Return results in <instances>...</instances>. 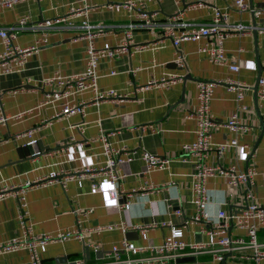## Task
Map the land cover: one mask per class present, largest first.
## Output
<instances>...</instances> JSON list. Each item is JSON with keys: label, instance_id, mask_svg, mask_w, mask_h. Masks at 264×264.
Listing matches in <instances>:
<instances>
[{"label": "crops", "instance_id": "obj_1", "mask_svg": "<svg viewBox=\"0 0 264 264\" xmlns=\"http://www.w3.org/2000/svg\"><path fill=\"white\" fill-rule=\"evenodd\" d=\"M124 1L24 0L11 7L0 8V28H3L23 15H28V22L33 23L65 15L72 5L97 4L87 11V15H68L50 28L27 27L15 38L16 44L25 46L43 37L39 49L27 56L20 70L0 75V96L8 116L6 122H0V186L18 185L27 179L44 176L51 170L62 168L73 172L86 164L101 165L104 155L99 136L107 132L110 133V142L122 150V155L136 150L132 159L117 164L119 172L124 173L120 188L131 191L144 184L154 185L128 197L120 195L118 203L129 201L127 208L109 197L97 173L68 179L65 186L54 181L28 187L25 199L36 233L54 232L73 225L82 227V240L73 238L48 243L41 253L48 264H75L77 259H85L86 264L106 262L110 259L112 245L124 238L137 245L159 243L170 231L169 224L152 226L144 239L136 229L108 228L107 224L122 220L130 223L165 220L181 225L184 218L195 215L191 188L192 157L186 155L182 158V145L195 138V120L186 114L196 105L198 79L217 81L210 106L214 122L213 145L204 162L224 166L234 164L240 169L255 166L254 199L264 202V130L260 123L262 121L264 126V96L259 93L264 82L258 83L257 96L253 89L258 76L264 78V30L261 31L264 29V0H245L247 8L243 10L233 0H144L142 8L152 15L149 24L136 15L137 8L129 11L123 5H106ZM216 6L228 12L221 24L227 32L223 45L229 61L239 65L238 70H231L228 64L210 61L198 49L204 42L202 38L183 40L176 49L171 38L163 34L164 28L172 23L170 15L183 11L179 20L204 24L211 20ZM250 8L262 11L254 16ZM254 19L259 28L256 37L252 28L250 31L236 29L238 23L251 27ZM84 20L91 26H83ZM129 24H132L131 29ZM174 30L178 33L179 25L175 24ZM89 33H93L97 47L113 48L128 42L123 51L112 57H101L97 65L99 88H113L125 95L119 101L103 99L97 104L87 103L83 113L55 117L63 104L93 97V90L85 88L47 101V94L59 87L56 83H43L45 77L55 72L73 75L83 70ZM156 42L157 47H153ZM144 44L150 46L136 48ZM3 48L0 37V52ZM176 51L183 56V65L171 66ZM168 71L182 73L183 80L167 87H139ZM229 79L248 85L244 88L243 98L247 109L238 111L243 121L249 124V130L242 134H236L224 125L236 108L235 92L230 89ZM18 112L22 115L15 116ZM149 124H153V128ZM141 125L146 127L141 129ZM34 126L33 137L40 141V152L19 160L17 147L26 143L27 138L16 137L15 134ZM233 139H236V144H229ZM219 142L229 144L221 153L215 148ZM142 150L171 160L164 168L145 171L140 157ZM94 183L98 187H93ZM206 188L210 199L207 208L214 219L220 209L236 211L246 203V185L233 187L222 175L208 177ZM86 208L91 210L86 212ZM177 208L181 213L174 212ZM18 212L19 202L15 194L0 196V240L18 234ZM201 223L195 221L183 226V238L187 241L205 240L206 235L200 231ZM231 230L234 234L245 235L244 229L232 227ZM258 237L264 242V225L260 227ZM94 244H98V248ZM85 246H88V253ZM147 253L130 255L137 257ZM210 260L211 253L202 251L181 254L173 264H209ZM0 264H29L28 252L16 249L0 253ZM221 264L250 263L238 257H226Z\"/></svg>", "mask_w": 264, "mask_h": 264}, {"label": "built area", "instance_id": "obj_2", "mask_svg": "<svg viewBox=\"0 0 264 264\" xmlns=\"http://www.w3.org/2000/svg\"><path fill=\"white\" fill-rule=\"evenodd\" d=\"M24 0H0V8L11 7L17 2ZM234 4L240 9H246L247 4L245 0H233ZM144 0H125L124 2L106 3L107 6L119 7L123 5L127 10L133 11L137 8L136 15L144 18L145 23L151 22V14L142 8ZM97 4L85 2L82 6H70L67 14L58 15L53 18H46L37 22H28V15H23L18 18L16 22L8 27L0 28V37L4 45L3 50L0 52V75L20 70L30 53L39 49L40 42L43 37L36 38L33 43L25 46H20L14 42L18 33L27 27L36 28H50L55 24L66 19L68 15L84 14L87 11L96 7ZM254 16L261 13L262 10L250 8ZM183 11H179L169 16L172 22L164 28V36H169L173 45L177 49L179 43L183 40H196L204 39V42L198 48L203 52L206 57L218 64H228L231 70H238L239 65L230 62L225 48L223 45V38L226 31L221 28L222 22L226 19L228 12L226 9L215 7L211 20L204 24H194L189 21L179 20ZM179 20V21H178ZM175 24L179 25L178 33L175 32ZM83 26L90 27L91 24L87 20L83 21ZM130 29L132 24H129ZM236 29L240 31H250L251 27L243 24H236ZM264 29L261 28V31ZM89 40L87 43V55L85 67L79 73L73 75H61L55 72L51 76L45 77L43 83L54 84L59 88L53 89L50 94H47V101L55 100L71 94L76 91L90 88L93 90V97L89 100H83L77 103H65L62 108L57 111L55 117L67 116L74 112H84V106L87 103L97 104L99 100L112 99L121 100L125 94L116 92L113 88H99L98 86V73L97 65L101 57H112L117 55L120 51L126 48L128 42H123L119 46L113 48L97 47L93 41V33H89ZM158 43H153V47H157ZM150 45L144 44L136 46L140 49ZM175 62L183 65V56L176 51L174 58ZM114 71H112L113 73ZM184 75L175 71L164 72L159 78H152L148 80L145 86L141 88L154 86V87H167L170 84L183 80ZM231 85L230 89L235 92L236 108L225 120L224 125L236 134H242L249 130V124L243 121L239 115V110H246L247 106L243 102L244 88L248 85L243 83L234 82L229 79ZM259 83L264 82V78H259ZM217 83L215 80L198 79L196 81V105L194 109L187 112L186 116L192 117L195 120V138L190 142H185L182 145V158L186 155L192 157L193 164L192 172V202L195 204V215L193 217L184 218L181 225L173 224L165 220H151L142 223H130L124 220L112 224H107L106 227L113 228L119 227L122 229L132 228L139 231L141 236L146 239L147 232L152 226L170 225V231L163 237L159 243H145L137 245L129 239H123L120 243H114L110 251V259L106 262L97 264H173L174 259L181 254H196L202 251L211 253V260L209 264H221L226 257L240 258L247 260L250 264H261L264 261V242H261L258 237V231L264 225V202H258L254 199L255 192L252 188L255 174L257 170L255 166L248 165L245 168H237L234 164L227 166L220 164H206L204 159L213 145L212 142V127L214 125L213 119L210 115L211 99L213 95L214 86ZM64 86V87H63ZM261 96H264V88L260 89ZM21 116L22 112L14 114ZM8 119L7 114L3 109V102L0 96V122L4 123ZM153 128V124L148 125ZM82 128L81 125H79ZM146 126L141 125L140 128L144 129ZM36 127H31L23 132L15 134L16 137H26V143H33L37 139L33 137ZM110 133H103L99 136L102 143V154L104 161L99 166L86 164L73 172L65 171L64 169L51 170L48 174L35 178L27 179L18 185H2L0 186V196L8 193H13L17 196L19 202L18 224L20 230L18 234L7 240H0V253L10 252L16 249H26L29 255V264H48L44 261L41 253L46 250L48 243L60 242L69 239H83L82 227L80 225H73L68 228L58 229L54 232L36 233L33 229V224L29 218L28 204L25 199V192L28 187L48 182H59L62 186L66 185L68 179L81 177L82 175L97 173L100 175V182L104 185V190L108 193L109 197L116 201V203L124 208L129 206V201L118 203L120 195L128 197L138 190H147L154 187L153 184H144L141 188H133L131 191H126L119 186L120 180L124 177V173H120L117 164L122 160H130L133 158V153L136 150L123 153L120 148L112 145L109 140ZM229 144H236V139ZM226 142H219L215 144L218 153H221L227 145ZM247 146V144H244ZM250 151V149H248ZM40 150L34 152L39 153ZM140 157L145 164V171L155 168H164L170 162V158L161 156L142 150ZM212 175H222L227 179V182L233 187L246 185L244 197L246 203L236 211H226L220 209L216 218L208 211V203L210 202L207 194L206 180ZM81 184V181L78 180ZM98 187V184H93V187ZM173 205L172 203L169 204ZM91 208H86L89 212ZM176 213H181V209L174 210ZM201 221L200 231L206 235L205 240H192L187 241L183 238V226H187L191 222ZM241 228L245 230V235L232 233L231 228ZM98 248V244H94ZM139 252H148V255L131 256L130 254H137ZM151 252V254H149ZM75 264H86L85 259H77ZM199 264V263H196Z\"/></svg>", "mask_w": 264, "mask_h": 264}, {"label": "water", "instance_id": "obj_3", "mask_svg": "<svg viewBox=\"0 0 264 264\" xmlns=\"http://www.w3.org/2000/svg\"><path fill=\"white\" fill-rule=\"evenodd\" d=\"M252 12V11H251ZM252 14H253V12H252ZM254 15V14H253ZM252 26H251V28H252V32H253V34H254V36L256 37V35H257V32H258V26L256 25V21H255V19L253 20V22H252ZM177 63L175 62V61H172L171 62V66H174V65H176ZM259 76H258V80H259ZM258 80H257V82L254 84V86H253V89H254V91H255V94H256V96H257V90H258ZM256 99V98H255ZM260 123H261V127H262V129L264 130V126H263V123H262V121H260ZM41 147V144H40V141H38V140H36L35 142H33V143H24V144H22V145H19L18 147H17V152H18V158H19V160H22V159H24V158H26V157H28V156H30L31 154H34V152L35 151H37V150H39V148ZM41 149V148H40ZM132 232V231H131ZM133 232H136V231H133ZM85 250H86V253H88V246H85Z\"/></svg>", "mask_w": 264, "mask_h": 264}]
</instances>
